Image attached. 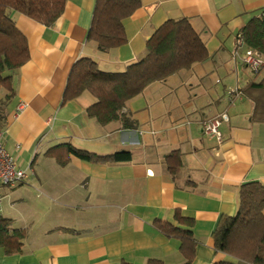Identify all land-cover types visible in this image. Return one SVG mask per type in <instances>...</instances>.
Here are the masks:
<instances>
[{
  "label": "crops",
  "instance_id": "obj_1",
  "mask_svg": "<svg viewBox=\"0 0 264 264\" xmlns=\"http://www.w3.org/2000/svg\"><path fill=\"white\" fill-rule=\"evenodd\" d=\"M95 4L68 0L52 25L13 14L30 58L14 75L16 95L2 130L27 177L3 187L0 213L17 205V187L26 184L35 197L26 218L37 207L43 216L36 227L29 228V220L20 226L26 233L22 252L7 254L0 246V264H185L180 241L158 227L159 221L175 224L177 210L195 220L191 264L235 260L216 250L213 231L222 215L237 213L241 184H264V121L254 119L255 101L245 93L264 71L255 75L234 56L237 33L252 17H264V0H142L124 20L127 41L106 51L88 39ZM182 18L202 37L209 57L128 100L123 113L134 126L89 116L87 107L96 100L90 92L63 103L81 57L93 58L104 71H125L145 57L159 26ZM223 112L229 120L221 124L219 143L204 125ZM65 143L130 157L89 162L70 154L61 164L56 154L65 155Z\"/></svg>",
  "mask_w": 264,
  "mask_h": 264
},
{
  "label": "trees",
  "instance_id": "obj_2",
  "mask_svg": "<svg viewBox=\"0 0 264 264\" xmlns=\"http://www.w3.org/2000/svg\"><path fill=\"white\" fill-rule=\"evenodd\" d=\"M68 0H0V128L5 125L9 105L16 91L14 75L29 58L27 37L17 27L13 14L22 13L45 25H52L64 12ZM142 4V0H96L88 39L106 51L127 41L124 20ZM237 35L242 48H251L264 57V17L249 19ZM238 37V36H237ZM209 51L202 37L188 19H169L159 26L147 42V53L125 71H104L91 57H81L74 64L63 95V103L90 92L96 98L87 107L89 116L107 124L121 120L124 126H134V120L123 113L128 100L139 95L151 83L192 67L206 60ZM244 63V62H243ZM245 64V63H244ZM251 69V68H250ZM261 74L264 69L258 73ZM264 88V76L248 84L245 89ZM240 89H237L239 91ZM240 92V91H239ZM254 119L264 121V110L255 101ZM64 154L57 155L61 164L69 161L70 154L89 162H117L130 157L129 152L97 155L62 144ZM55 152V151H54ZM49 151L51 154H55ZM63 154V153H62ZM176 223L159 221L158 227L170 238L178 239L185 264H191L196 255L197 241L193 235L194 218L175 213ZM26 233L16 227L13 219L0 213V246L7 254L23 251ZM216 250L235 260L213 264H264V184L249 181L239 188L238 211L235 215H222L213 231ZM127 264V263H126ZM146 264H163L161 259H149Z\"/></svg>",
  "mask_w": 264,
  "mask_h": 264
},
{
  "label": "built area",
  "instance_id": "obj_3",
  "mask_svg": "<svg viewBox=\"0 0 264 264\" xmlns=\"http://www.w3.org/2000/svg\"><path fill=\"white\" fill-rule=\"evenodd\" d=\"M241 48L242 38L240 35H236L234 56L239 57L254 72L258 73L261 69H264V57L258 51L245 48L243 52H240ZM23 107L22 104L19 108L22 109ZM228 120L229 114L227 112L211 117L205 122V134L219 143L222 142L223 134L220 127L223 122ZM3 135V130L0 128V203L4 197V186H15L27 177V170L19 164L17 158L5 146Z\"/></svg>",
  "mask_w": 264,
  "mask_h": 264
},
{
  "label": "rangeland",
  "instance_id": "obj_4",
  "mask_svg": "<svg viewBox=\"0 0 264 264\" xmlns=\"http://www.w3.org/2000/svg\"><path fill=\"white\" fill-rule=\"evenodd\" d=\"M247 74H251V71L248 70ZM258 80L261 79V77H257ZM1 93V91H0ZM245 93L250 94V97L254 100V101H259V105L260 108L264 110V88L261 87H257V88H250V89H245ZM247 102V101H244ZM243 102H239V105L242 104ZM258 116H255V119H257ZM18 193H16V195H20L22 199H19V201L15 204L16 206L14 207H9L8 206V211H2V214L4 216L7 217H11V218H15L14 220V225L16 227H20L23 226L25 224H28L26 222H28L27 220H29V228H32L33 226L36 227L38 226V224L41 223L42 220V214L39 210L38 207L35 209H32L29 212V215L31 218H26V212H27V207H29L30 205L32 206L33 203L35 202V197H32L30 195L29 192H27L29 189L27 188L26 184H22L21 186H18ZM16 188V189H17ZM12 189H8L7 188V193L8 191H11ZM6 193V194H7ZM43 197V196H40ZM8 198H5V203L6 205L10 204L11 199L8 202ZM8 202V204H7ZM9 210H11V213H9ZM30 230V229H29Z\"/></svg>",
  "mask_w": 264,
  "mask_h": 264
}]
</instances>
